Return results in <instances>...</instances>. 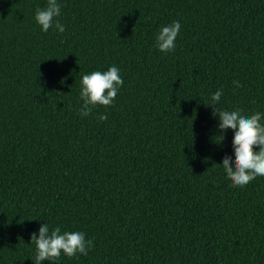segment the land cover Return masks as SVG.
I'll return each mask as SVG.
<instances>
[{
    "label": "trees",
    "instance_id": "16d2710c",
    "mask_svg": "<svg viewBox=\"0 0 264 264\" xmlns=\"http://www.w3.org/2000/svg\"><path fill=\"white\" fill-rule=\"evenodd\" d=\"M58 2L63 33L34 19L47 0H0V264H33L43 222L93 242L57 264H264V176L233 185L205 105L264 113V0ZM112 65V105L82 117L81 75Z\"/></svg>",
    "mask_w": 264,
    "mask_h": 264
},
{
    "label": "clouds",
    "instance_id": "9594fccd",
    "mask_svg": "<svg viewBox=\"0 0 264 264\" xmlns=\"http://www.w3.org/2000/svg\"><path fill=\"white\" fill-rule=\"evenodd\" d=\"M60 15L61 5L58 0H47L46 7L36 9L34 19L42 32L54 28L58 33H63L64 25L56 19ZM180 29L179 21L161 26L155 34L154 46L162 53L174 51ZM123 83L120 69L115 65L104 71L95 70L82 74L79 91L82 101L80 115L88 116L96 105H112ZM234 83L240 82L237 80ZM221 97L222 89H217L210 94L205 105L213 109L211 114L217 120L218 128L226 130L231 126L234 129L233 152L224 153L222 168L234 186L242 187L257 176H264V113L256 111L250 114L241 107L218 108ZM99 119H107V116L101 115ZM218 137L219 141L223 139V136ZM29 243L35 245V254L30 258L33 264H42L44 261L57 264L61 255L68 258L77 254L87 255L93 246L92 240L86 239L84 232L62 231L59 225L50 227L45 222L30 234Z\"/></svg>",
    "mask_w": 264,
    "mask_h": 264
}]
</instances>
